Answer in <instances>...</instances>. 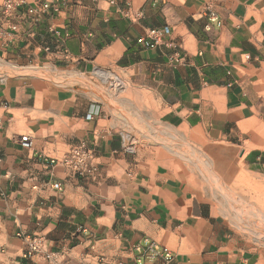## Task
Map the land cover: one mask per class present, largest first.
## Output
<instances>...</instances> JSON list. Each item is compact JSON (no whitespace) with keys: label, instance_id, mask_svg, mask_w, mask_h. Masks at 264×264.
I'll use <instances>...</instances> for the list:
<instances>
[{"label":"crops","instance_id":"0c3cea01","mask_svg":"<svg viewBox=\"0 0 264 264\" xmlns=\"http://www.w3.org/2000/svg\"><path fill=\"white\" fill-rule=\"evenodd\" d=\"M41 1L7 17L0 0V264H264V242L216 215L158 138L124 149L101 88L120 78L153 137L200 131L216 162L237 148L264 178V0H68L34 21ZM79 143L93 154L83 174L61 160ZM17 233L42 251L23 256Z\"/></svg>","mask_w":264,"mask_h":264},{"label":"rangeland","instance_id":"374dc122","mask_svg":"<svg viewBox=\"0 0 264 264\" xmlns=\"http://www.w3.org/2000/svg\"><path fill=\"white\" fill-rule=\"evenodd\" d=\"M114 75L119 77L117 73ZM259 79L264 86V68L260 70ZM119 82L120 78L119 81H104L101 88L116 100L114 106L118 109L124 149L132 154L141 152L147 150L143 146L158 138V156L170 158L175 167L189 175L197 193L213 207L216 215L233 225L237 232L263 243L264 178L247 171L237 148L224 152L223 166L216 162L206 150L207 143L200 131L160 127L158 137H153L146 124L139 122L143 120L135 110V103L129 104L126 100L132 94ZM257 129L258 137L264 141V120ZM192 131V139L185 136L184 132Z\"/></svg>","mask_w":264,"mask_h":264},{"label":"built area","instance_id":"2783aa9c","mask_svg":"<svg viewBox=\"0 0 264 264\" xmlns=\"http://www.w3.org/2000/svg\"><path fill=\"white\" fill-rule=\"evenodd\" d=\"M68 0H42L34 7H28L26 13L36 21L41 13L51 10L53 12L59 11L61 5H65ZM25 3V0H4L2 13L4 16H11L15 13L17 8ZM158 30H150V34L157 41ZM124 142V139H123ZM19 143L23 148H30L32 141L29 135L24 134L19 137ZM124 147V144H123ZM127 150V149H125ZM93 158L92 151L83 143H79L71 146L62 157V162L71 167L75 172L83 174L90 171V164ZM53 188L60 189L59 183H54ZM18 236H22L21 233H17ZM25 241V248L23 250V256L28 257L37 254L42 251V238L39 235L22 236ZM145 247L149 251L150 256H162L165 263H168L171 259L170 253L166 249H159L156 242L145 238ZM47 258L49 256L47 255ZM139 261V260H138Z\"/></svg>","mask_w":264,"mask_h":264},{"label":"bare ground","instance_id":"6f19581e","mask_svg":"<svg viewBox=\"0 0 264 264\" xmlns=\"http://www.w3.org/2000/svg\"><path fill=\"white\" fill-rule=\"evenodd\" d=\"M106 76L109 77L108 75H105V74H104V77H106ZM243 209H244V208H243Z\"/></svg>","mask_w":264,"mask_h":264}]
</instances>
